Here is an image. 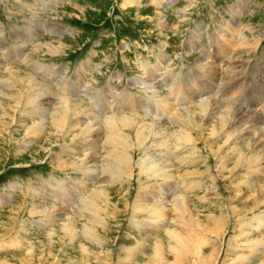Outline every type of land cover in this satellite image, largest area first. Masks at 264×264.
<instances>
[{
	"label": "rangeland",
	"instance_id": "rangeland-1",
	"mask_svg": "<svg viewBox=\"0 0 264 264\" xmlns=\"http://www.w3.org/2000/svg\"><path fill=\"white\" fill-rule=\"evenodd\" d=\"M0 27V264H148L157 243L165 250L160 254L163 264H264V205L239 200L264 185V0H0ZM156 68L150 80L148 73ZM27 75L34 89L26 84ZM149 81L160 89L158 97L144 86ZM200 91L218 100L211 120L176 119L177 109L189 99L196 102ZM41 95L52 100L50 114L56 105L78 104L85 119L98 120L99 147L106 144L107 131L115 135L119 128L128 137L126 151L132 147L129 155L139 150H133L134 131L123 128L120 119L140 118L150 123L149 131L153 124H166L171 145L169 153L161 155L171 165L175 188L165 192L154 172H142V163L141 171L132 167V178L126 177L130 182L102 169L89 181L84 170L72 169L68 157L60 155L62 147L47 143V133H37V144H28L25 132L40 120L30 107ZM27 98L31 102L26 103ZM113 101L116 105L110 106ZM254 101L262 117L255 129L259 140L249 136L242 125L251 123L250 118L240 114L244 103L252 102L253 108ZM170 103L174 108L162 114ZM192 107L186 106L197 105ZM177 123H184L187 142L173 137L175 130H182ZM211 129L218 136L209 138ZM120 131L115 136L123 137ZM74 133L66 138L69 145L71 137L79 135L78 130ZM87 138L79 137L74 147L79 150ZM240 138L244 140L238 144ZM45 145L49 152L42 150ZM147 149L146 143L141 151ZM253 155L258 158L255 170L246 162ZM100 187L107 190L108 200L95 191ZM176 193L189 197L186 209L194 206L197 214L177 216L171 207ZM150 196L162 201L157 214ZM84 198L88 202L81 204ZM66 219L75 222L73 239L63 231ZM173 233L183 237L186 248Z\"/></svg>",
	"mask_w": 264,
	"mask_h": 264
},
{
	"label": "bare ground",
	"instance_id": "bare-ground-1",
	"mask_svg": "<svg viewBox=\"0 0 264 264\" xmlns=\"http://www.w3.org/2000/svg\"><path fill=\"white\" fill-rule=\"evenodd\" d=\"M243 46L244 45H246V44H242ZM241 45V46H242ZM187 46V45H186ZM240 46V45H239ZM242 46V47H243ZM247 46V45H246ZM250 46H252V45H250ZM247 47H249V45L247 46ZM244 49V48H243ZM202 61V60H201ZM93 68V67H92ZM211 69V68H210ZM158 71V68H156L155 70H154V72H149L148 74V77L150 78V80H152V76H154L155 75V72H157ZM237 71V70H236ZM19 72V71H18ZM212 72V71H211ZM14 74H17V72H15ZM27 74V73H26ZM214 74V76H215V72L213 73ZM218 75V74H217ZM26 78H28V80L26 81V79L24 78V80H25V82H26V84H28V86L31 84V87L32 88H29V89H34L35 87H34V85H33V83H34V81H33V79L31 78V75H27V76H25ZM18 78V76H16V79ZM20 78V77H19ZM18 78V79H19ZM33 78H34V76H33ZM10 79V78H9ZM12 79V78H11ZM15 79V78H14ZM35 79V78H34ZM37 80V79H36ZM21 81V80H20ZM147 81V80H146ZM155 81V80H154ZM12 82V81H11ZM22 82V81H21ZM150 82H152V81H149V82H145L144 83V86L147 88V89H154L155 90V95H156V97H158V94H159V90L160 89H157L154 85V83L152 84V83H150ZM13 83V82H12ZM20 83V82H19ZM10 84V83H9ZM216 84V83H215ZM7 85V84H6ZM16 85V84H15ZM35 85H36V83H35ZM19 86V85H18ZM26 86V85H25ZM142 86H143V84H142ZM9 87V86H8ZM20 87V86H19ZM84 90H86V87H84L83 88ZM115 89V88H114ZM19 90V89H18ZM25 90V89H24ZM118 90V89H117ZM37 91V90H36ZM45 91V90H44ZM114 91V90H113ZM123 91V90H122ZM12 92V91H11ZM203 91H200V92H197V93H195V95H198L197 96V98H198V100L196 101V102H194V99H189V101H188V103H186L185 104V106L183 107V109H177V107H175V109H177L180 113H178L177 114V116L175 117L176 119H181L182 118V120H181V122H185L186 123V121H184L186 118H187V120L189 119V118H193L194 116L195 117H197L198 119H201L202 120V118L204 117V116H206V118H207V120L208 121H210L211 120V118H212V115L214 114V111H215V109H216V103L218 102V100L217 99H215V98H209V97H205L206 96V94L205 93H202ZM6 93V92H5ZM13 93V92H12ZM23 93V92H22ZM40 93H41V91H40ZM109 93V92H108ZM118 93H119V90H118ZM125 93V92H124ZM2 94V90H0V95ZM7 95H8V93H6ZM10 94V93H9ZM26 94H27V92H26ZM47 94V93H46ZM5 95V94H4ZM10 95H12V94H10ZM30 95V94H29ZM33 95V94H32ZM42 95H43V92H42ZM42 95H41V98H39L38 96L36 97V101H38V103L36 104V105H31V111H29L31 114H33V115H35L36 116V118H39L40 120L37 122V123H33V124H31L28 128H27V130H26V132H25V134H24V137H26L27 138V141H28V144H30L31 143V141H33V144H37V141H36V134L37 133H39V134H43V135H45V133H47L48 134V137H47V140H48V142L47 143H49V145L51 146V143L52 144H54V142H56L55 144L56 145H58L59 146V148H61L62 149V151L60 150V155H62V156H66V157H68V163L69 164H71L72 165V169H82V170H84V175L86 176V178H88L89 179V181L90 180H93V179H95L97 176H98V174H99V170L100 169H102L104 172H107V170L108 171H110V172H114V173H119V174H121V177H124V178H126V177H128L129 179H130V177L132 178V174H133V170H132V167L133 166H136V167H138L139 168V170L141 171V163L144 165V168H143V173H147V172H149V171H151V172H154L156 175H157V180L159 181V182H157V183H159V185L161 186V187H163V190L165 191V192H169L170 190H172V188L174 187V183L173 182H175L174 181V179H173V174H172V168H171V165L166 161L168 158H166V159H163V157H166V155H164L163 157H162V155L161 154H167V153H169V146L171 145V143H170V141L168 140V135L166 134V124H161V123H157V124H153V125H151L150 127H151V130L149 131L148 130V128H149V125H150V123H149V125L145 122V121H143V120H141L140 118H130L129 120H121L120 119V125L124 128H126L127 130H128V132L129 131H134V135L133 136H130V137H132L133 139H134V142H135V146H134V152L138 149L139 150V154L137 153V152H135L134 153V155H133V151H132V153H131V155H129V151L131 150V148L132 147H129V149H128V152L126 151V149L128 148V146H129V142H127V140H128V137H126L125 135L123 136L122 134H124L123 132H121L120 130H119V128H118V131H120V134L123 136V137H120L119 135H117V136H115L117 133H118V131H117V133L114 135V134H112V131L111 130H109V131H107V132H109V134L107 135V142H106V144L104 145V146H102V147H99V141H100V139H101V137H100V129H99V124H100V122H98V120H96V121H89L88 119H85V113H84V109L83 110H79L80 109V107H79V105L78 104H75V105H73L72 107H68V105H60V107L58 106L57 107V105L55 106V107H53V112L50 114V112H48V109L49 108H51L52 107V100H50L49 98H42ZM153 95V94H152ZM18 97H19V95H17ZM17 96H14V95H12V97H17ZM31 96V95H30ZM44 96V95H43ZM46 96V95H45ZM11 97V98H12ZM26 97V96H25ZM121 97V96H120ZM123 97H124V95H123ZM5 98V97H4ZM29 98V97H28ZM27 98V100H26V103H28V102H31L30 101V99H28ZM1 99V98H0ZM21 99V98H20ZM32 99L33 100H35V98L32 96ZM153 99V98H152ZM5 99H2V101H4ZM29 100V101H28ZM113 100V99H112ZM132 100V98H128V102L130 103V101ZM174 100V99H173ZM264 100V99H263ZM263 100L259 103V104H262L263 103ZM16 101H18V99L16 100ZM23 101V100H22ZM81 101V100H80ZM139 101V100H138ZM7 102V101H6ZM114 102V101H113ZM108 103L110 106L111 105H116V103L114 102V103ZM142 102V101H141ZM257 101H254V103H253V105H255V107L253 106V108H251L252 106L250 105L252 102H247L246 104L244 103H241V104H243V106L246 108L245 110L243 109V107H241L242 108V110H241V116L242 117H247V119H249L250 118V122L251 123H244L242 126L244 127V128H247L246 130H250V134H249V136H253V138H254V136H256L257 137V140H259V136L260 135H258V134H260V133H258V134H255V132L257 131V129H258V126L261 124V122H262V117H261V115L260 114H258L259 113V111L257 112L256 110L259 108L258 106H259V104H257L256 103ZM4 103V102H3ZM14 103V102H13ZM17 103V102H16ZM133 103V102H132ZM158 103V102H157ZM249 103V104H248ZM69 104V103H68ZM1 105V104H0ZM15 105V104H14ZM173 104H171L170 103V105H169V107H167V108H163V109H161L162 111H161V113L163 114L164 112H166L167 110H169L170 112H171V108H174L173 106H172ZM187 105H190V108H193L192 106L193 105H197V107H195V109H187L186 108V106ZM97 106H99V105H97ZM129 106H130V110L132 109L133 110V107H132V105H130L129 104ZM140 106H141V104L140 105H138V108H140ZM149 106V105H148ZM180 106V105H179ZM83 108V107H82ZM115 108H116V106H115ZM10 109V108H9ZM12 109V108H11ZM14 109H16V108H14ZM13 109V110H14ZM95 109H96V107H95ZM156 109V108H155ZM104 110V109H103ZM117 110V109H116ZM240 110V109H239ZM8 111V110H7ZM22 111V110H21ZM101 111V110H100ZM111 111V110H110ZM148 111L151 113V114H153L155 117H157V112L156 111H153V110H151L150 109V107H148ZM233 111H235V110H233ZM25 112V111H24ZM99 112V111H98ZM132 112V111H131ZM136 112V111H135ZM168 112V111H167ZM218 112H219V110H218ZM227 112H229V111H227ZM20 113V112H19ZM235 113V112H234ZM101 114H103V112H99V115H101ZM140 114V113H139ZM157 114V115H156ZM220 114H222V113H220ZM8 115V114H7ZM97 115V114H96ZM141 115H142V113H141ZM149 115V114H148ZM89 116V115H88ZM140 116V115H139ZM225 116H227V115H225ZM234 116V115H233ZM232 116V117H233ZM240 116V115H239ZM28 117V116H27ZM83 117V118H82ZM113 117V116H112ZM111 117V118H112ZM119 117H120V115H119ZM135 117H137V116H135ZM215 117H217V116H215ZM222 117V116H221ZM229 117H230V114H229ZM18 118H19V116H18ZM110 118V119H111ZM114 118V117H113ZM117 119H118V117H116ZM219 118V117H218ZM224 118V117H223ZM27 119V118H26ZM81 119H83V121L84 122H82V120ZM116 119V120H117ZM227 119V118H226ZM115 120V119H114ZM213 120V119H212ZM219 120V123H217V124H219V125H222L223 124V121L222 120H220V119H218ZM177 121V120H176ZM91 122H95V123H91ZM103 122V121H102ZM165 122V121H164ZM171 122H173V121H171ZM180 122V123H181ZM27 123V122H26ZM112 123H113V121H112ZM119 123V122H118ZM152 123V122H151ZM174 123V122H173ZM191 123V122H190ZM190 123H189V125H190ZM184 124V123H183ZM183 124H178L177 123V125L178 126H180L181 128L184 126ZM195 124V123H194ZM247 124H250V126H248ZM11 126V125H10ZM19 126V125H18ZM109 126H110V124H109ZM116 126V125H115ZM188 126V125H187ZM237 126V125H236ZM238 126H240V125H238ZM1 127H2V129L4 130V127H5V123H3L2 122V124H1ZM193 127V126H192ZM222 127H224V125H222ZM221 127V128H222ZM48 128H50V130L48 129ZM180 128V129H181ZM213 128V127H212ZM108 129V128H107ZM208 129V128H207ZM210 129V128H209ZM216 129V128H215ZM227 129V128H226ZM225 129V130H226ZM234 129V128H233ZM236 129V128H235ZM242 129V128H241ZM255 129H256V131H255ZM261 129V128H260ZM3 130H1V131H3ZM76 130H78V134L79 135H75V136H72L71 137V139H70V145H69V143H68V141L66 140V138L69 136V135H72V133H74ZM237 130L238 129H236V131L235 132H237ZM259 130V129H258ZM166 131V132H165ZM185 130H184V128H182V130L180 131V133H179V131H177V130H175L174 131V133L175 134H173V137H174V135H176V140L177 139H182V140H184L185 142H187L186 141V139H188V136H187V134H184L185 132H184ZM187 131V130H186ZM204 131V130H203ZM215 131V130H214ZM212 129H211V132L212 133H210V135H208L209 136V138L211 137V138H213V137H215V136H218V134H215V132H214ZM222 131V130H221ZM239 131V133H242V132H240L241 130H238ZM243 131V130H242ZM262 131V130H261ZM89 132V134H87ZM110 132H111V134H110ZM196 132V131H195ZM210 132V131H209ZM234 132V131H233ZM244 132V131H243ZM247 132V131H246ZM127 133V132H126ZM183 133V134H182ZM74 134H76V133H74ZM200 134V133H199ZM223 134V133H222ZM230 134L231 133H229V136H230ZM246 134V133H245ZM262 134H263V132H262ZM86 135H89V140H86V141H84V143H83V146H79V150H78V147H74V143L77 141V140H79V137H80V140L82 139V138H87V137H85ZM201 135V134H200ZM219 135H220V133H219ZM233 135V134H232ZM242 135V134H241ZM82 136V137H81ZM182 136H185V137H182ZM45 137V136H44ZM197 137H199V136H197ZM227 137H228V134H227ZM231 137V136H230ZM229 137V138H230ZM242 137V136H241ZM245 137V136H244ZM9 138V137H8ZM10 138L12 139V141H13V139H14V137H12V136H10ZM87 138V139H88ZM126 138V139H125ZM196 138V137H195ZM228 138V139H229ZM232 138V137H231ZM230 138V139H231ZM262 138V137H261ZM181 139H180V142H181ZM201 139H203V138H201ZM220 139V138H219ZM242 139L243 138H240L239 140H238V144H241L242 143ZM82 140H84V139H82ZM190 140V139H189ZM194 140V139H193ZM236 140V139H235ZM244 140V139H243ZM16 141V140H15ZM23 141V140H22ZM196 141V140H195ZM214 141V140H213ZM223 141V140H222ZM226 141V140H225ZM229 141V140H228ZM21 142V141H20ZM24 142V141H23ZM25 142H26V140H25ZM177 142V141H176ZM197 142V141H196ZM214 142H216V141H214ZM262 142V141H261ZM146 143L147 144H149V149H147V150H144V151H141V149H143V148H146ZM183 143V142H182ZM217 143V142H216ZM225 143H227V142H225ZM229 143V142H228ZM264 143V142H263ZM32 144V143H31ZM33 144L31 145V146H33ZM41 144V143H40ZM82 144V143H81ZM173 144V143H172ZM177 144V143H176ZM181 144V143H180ZM237 144V145H238ZM246 143H244V145H245ZM20 145V144H19ZM18 145V146H19ZM213 145V144H212ZM211 144H210V146H212ZM228 145V144H227ZM234 145V144H233ZM233 145H232V147H233ZM236 145V146H237ZM243 145V144H242ZM55 146V145H54ZM69 146V148L65 151V149L64 148H67ZM235 145H234V148L236 147ZM20 147V146H19ZM25 147V146H24ZM176 147H178L177 145H176ZM94 148H96V150H95V152H91L90 154H89V156H85V157H82V158H76V157H74V154L76 155V154H78L79 152H86L87 150H89V149H94ZM194 148V147H193ZM239 148V147H238ZM244 148V147H243ZM74 149V150H73ZM171 149V148H170ZM174 149V148H173ZM178 149H179V147H178ZM225 149V148H224ZM229 149V148H228ZM246 149H248L247 148V146H246ZM245 149V150H246ZM20 150L22 151V149H21V147H20ZM42 150L44 151V152H49L50 151V149H48V145H45L43 148H42ZM69 150V152L71 151V150H73L72 151V153L70 154L69 152V154L67 153V151ZM194 150V149H193ZM222 150V149H221ZM244 150V149H243ZM259 150V149H258ZM257 150V151H258ZM262 150V149H261ZM260 150V151H261ZM165 151H167V152H165ZM215 151V150H214ZM235 151V150H234ZM234 151H233V148L231 149V154H233L234 153ZM236 151H238L237 149H236ZM160 152V153H159ZM210 152H213V151H210ZM217 152H218V150H217ZM219 152H220V150H219ZM223 152V151H222ZM240 152V151H239ZM244 152V151H243ZM254 152H256V150L254 151ZM160 155H159V154ZM225 153V152H224ZM228 153V152H227ZM87 154V153H86ZM138 154V156H139V159L137 160V161H134V156L135 155H137ZM242 153H240V155H241ZM260 154H262V153H260ZM214 155V154H213ZM219 155H221V153L219 154ZM243 155H244V153H243ZM169 156V155H168ZM167 156V157H168ZM218 156V155H217ZM246 156V155H245ZM248 156V155H247ZM263 156V155H262ZM137 157V156H136ZM141 157H142V162H141ZM237 157V156H236ZM241 157V156H240ZM223 158V157H222ZM226 158V157H225ZM260 158H262V157H260ZM62 159V158H61ZM199 159V158H198ZM215 159H216V157H215ZM220 159V158H219ZM228 159V158H227ZM257 157H255V155H253V159H251V161H247L246 160V162H249L248 163V166H249V168H251V169H254L256 166H257V163H258V161H257ZM202 160H203V158H202ZM222 160V159H221ZM234 160V159H233ZM236 160V159H235ZM62 161V160H61ZM63 161L65 162V160L63 159ZM217 161H219V160H217ZM229 161H231V160H229ZM243 161V160H242ZM257 161V162H256ZM137 164H136V163ZM199 162V161H198ZM205 162V161H204ZM214 162H216V161H214ZM244 162V161H243ZM234 163V162H233ZM63 164V163H62ZM64 164H66V163H64ZM121 164V165H120ZM122 164H123V166H122ZM207 164V163H206ZM242 164V163H241ZM219 165H220V163H219ZM218 165V166H219ZM223 165V164H222ZM262 165V164H261ZM232 166V165H231ZM131 167V169H129ZM64 168H66V167H64ZM197 168V167H196ZM231 168V167H230ZM261 168V167H260ZM259 168V166L257 167V170L258 169H260ZM262 168H263V166H262ZM261 168V169H262ZM225 169H227V168H225ZM250 169V170H251ZM215 170H217V169H215ZM249 170V169H248ZM255 170V169H254ZM256 170V171H257ZM138 171V170H137ZM252 171V170H251ZM192 172V171H191ZM190 172V173H191ZM261 172V171H260ZM263 172V171H262ZM82 173V172H81ZM181 173H183V172H181ZM180 173V174H181ZM189 173V172H188ZM193 173V172H192ZM255 173V172H254ZM264 173V172H263ZM97 174V176L95 177V178H92L94 175H96ZM236 174V173H235ZM247 174H249V173H247ZM123 175V176H122ZM220 175H221V173H220ZM100 176V175H99ZM114 176V175H113ZM112 176V177H113ZM119 176V175H118ZM189 176V175H188ZM218 176V175H217ZM227 176H229L228 174H227ZM227 176H225V177H227ZM242 176H244V175H242ZM252 176H253V174H252ZM255 176V175H254ZM257 176H258V174H257ZM262 176H263V174H262ZM111 177V176H110ZM111 177V178H112ZM186 177V176H185ZM224 177V176H223ZM224 177V178H225ZM259 177V176H258ZM230 178V177H229ZM115 179V178H114ZM122 179V178H121ZM127 179V178H126ZM124 180L123 181V183H126V182H130L131 180H129V179H127V180ZM192 179V178H191ZM188 180H190V179H188ZM239 180V179H238ZM241 180V179H240ZM192 181V180H191ZM250 181V180H249ZM193 182H194V178H193ZM195 182H197V181H195ZM156 183V184H157ZM193 184H195V183H193ZM199 184V183H198ZM201 184V183H200ZM252 184V183H251ZM126 184H124V186H125ZM202 185V184H201ZM209 185V184H208ZM253 185V184H252ZM100 186V185H99ZM104 186V185H103ZM143 186V185H142ZM146 186V185H145ZM156 186V185H155ZM194 186V185H193ZM246 186V185H245ZM204 187V186H203ZM175 188V187H174ZM205 188V187H204ZM207 188V187H206ZM237 188V187H236ZM247 188V187H246ZM249 188V187H248ZM258 189L255 191V192H251L250 193V191H248V194L247 195H245V199H243V197H239L238 195H237V197H239V200L240 201H242V200H244L243 202L245 203H252V204H254L256 207H257V205H259V204H263L264 205V185H260V186H258L257 187ZM105 189V187H100V188H97L95 191L98 193V195L99 196H101L102 198H104V200H105V198L107 199V195H108V193H104V191H107V190H104ZM148 189H150V188H148ZM232 189V188H231ZM158 191H159V189H158ZM238 193V192H237ZM177 194V193H176ZM175 194V195H176ZM240 194V193H239ZM95 195H97V194H95ZM160 195H161V193H160ZM168 195V194H167ZM171 195V194H170ZM174 195V194H173ZM178 195V194H177ZM109 196V195H108ZM156 196V195H155ZM169 196V195H168ZM187 196H189V195H187ZM175 197V196H174ZM82 198V197H81ZM89 198V197H88ZM150 198H151V205H152V208L151 209H153V213H155V214H157V212L158 211H160V206H161V203H162V201H160L161 203H158L157 201L155 202L154 200H156L153 196H150ZM158 198V197H157ZM173 198V197H172ZM92 199V198H91ZM161 199V198H160ZM189 199V197L187 198L185 195H182V194H180L179 193V195L178 196H176L174 199H172V203H173V206L171 205V207H174V209L173 210H175V213H176V215L178 216V215H180V218H181V216L183 217V215L184 214H193L194 212H195V208H194V206H193V209L191 210V209H189L188 208V210L186 209L188 206H187V200ZM206 199V198H205ZM99 200H101V199H99ZM108 200V199H107ZM202 200V199H201ZM92 201H94V200H92ZM137 201V200H136ZM191 201V200H190ZM88 201L84 198L83 200L81 199V204H86ZM165 202H166V199H165ZM169 202V201H168ZM192 202V201H191ZM190 202V203H191ZM109 203V202H108ZM138 203V202H137ZM80 204V205H81ZM92 205V204H91ZM90 205V206H91ZM142 206V205H141ZM140 206V207H141ZM146 206V205H145ZM149 206V205H148ZM192 206V205H191ZM87 208H88V206H86ZM95 207V206H94ZM101 207V206H100ZM144 207V206H143ZM142 207V208H143ZM162 207V206H161ZM56 208V207H55ZM93 208V207H92ZM80 209H82V208H80ZM95 209H97L96 207H95ZM163 209H165V207L163 208ZM166 209H168L167 207H166ZM65 210V209H64ZM82 210H85V209H82ZM149 210V209H148ZM172 210V209H171ZM59 211V210H58ZM163 211V210H162ZM166 211H168V210H166ZM170 211V210H169ZM39 212V211H38ZM44 213V212H43ZM45 213H47V212H45ZM150 213V212H149ZM164 213V212H163ZM169 213V212H168ZM174 213V212H173ZM172 213V215H174ZM196 213V212H195ZM199 213V212H198ZM41 214H42V212H41ZM159 214V213H158ZM165 214V213H164ZM197 214V213H196ZM30 215V214H29ZM91 215V214H90ZM111 215V214H110ZM150 215V214H149ZM151 215H152V213H151ZM150 215V216H151ZM193 215H195V214H193ZM202 215V214H201ZM63 216V215H62ZM61 216V217H62ZM65 216V215H64ZM58 217V216H57ZM60 217V216H59ZM60 217V218H61ZM159 217V216H158ZM219 217V216H218ZM45 218V217H44ZM55 218V217H54ZM62 218H64V217H62ZM174 218H176V217H174ZM209 218V217H208ZM259 218V217H258ZM156 219H158V218H156ZM165 219V218H164ZM179 219V218H178ZM192 219V218H191ZM59 220V219H58ZM160 220V219H159ZM158 220V221H159ZM163 220V219H162ZM180 220V219H179ZM193 220V219H192ZM197 220V219H196ZM219 220V219H218ZM260 220V219H259ZM45 221V220H44ZM52 221V220H51ZM65 221V220H64ZM72 221V219L70 220V219H66V221L65 222H63V225H62V227H63V231L64 232H67V234H69L68 235V238H71V239H73L72 237H73V233L72 232H75V229H74V227H73V225H74V223H72L71 222ZM88 221H89V219H88ZM264 221V220H263ZM262 221V222H263ZM53 222V221H52ZM90 222V221H89ZM155 222H157V221H155ZM165 222V221H164ZM184 222V221H183ZM189 222H191L190 221V219H189ZM194 222V221H193ZM54 223V222H53ZM140 223V222H139ZM157 223H159V222H157ZM255 223V222H254ZM181 224V223H180ZM185 224V223H184ZM183 224V225H184ZM195 224H196V221H195ZM194 224V225H195ZM201 224V223H200ZM252 224V223H251ZM257 224V223H256ZM86 225V224H85ZM188 225V224H187ZM191 225V224H190ZM189 225V226H190ZM199 225V224H198ZM241 225V224H240ZM253 225V224H252ZM161 226V225H160ZM168 226V225H167ZM178 226H180V225H178ZM182 226V225H181ZM76 227V226H75ZM87 227V226H86ZM164 227V226H163ZM196 227V226H195ZM257 227V226H256ZM85 228V227H84ZM191 228V227H190ZM246 228V227H245ZM252 228H255V227H252ZM88 229V228H87ZM146 229H148V228H146ZM171 229V228H170ZM180 229V228H179ZM184 229H186V227L184 228ZM257 229H258V227H257ZM86 230V229H85ZM84 230V231H85ZM89 230V229H88ZM169 230V229H168ZM173 230H175V227H174V229ZM260 230V229H259ZM155 231V230H154ZM170 231V230H169ZM178 231V230H177ZM241 231V230H240ZM243 231V230H242ZM264 231V230H263ZM53 232H55V231H53ZM52 231H51V233H50V235H56L57 236V234H55V233H53ZM89 232V231H88ZM250 232V231H249ZM92 233V232H91ZM172 233V232H171ZM89 234H90V232H89ZM170 234V233H169ZM169 234H167V236L169 235ZM173 234H175V233H173ZM184 234H185V232H184ZM249 233H247V235H248ZM251 234V233H250ZM176 235V234H175ZM173 236V238L178 242V245L180 244V245H182V247L184 246L185 247V245H184V243H183V237L181 238V235H179V236ZM75 236V235H74ZM94 236V235H93ZM170 236V235H169ZM95 237V236H94ZM154 237V236H153ZM184 237H187V236H184ZM193 237V236H192ZM244 237V236H243ZM92 238V237H91ZM151 238V237H150ZM170 238V237H169ZM189 238V237H188ZM258 238V237H257ZM261 238V237H260ZM157 239H158V237H157ZM173 239V240H174ZM181 239V240H180ZM170 240V239H169ZM174 240V241H175ZM179 240V241H178ZM186 240V239H185ZM184 240V241H185ZM250 240V239H249ZM261 240V239H260ZM157 241V240H156ZM159 241V240H158ZM160 241H163V240H160ZM171 241V240H170ZM254 242V241H253ZM147 243V242H146ZM154 243V242H153ZM193 243V242H192ZM260 242L258 241V244H259ZM263 243H264V240H263ZM170 244V243H169ZM196 244V243H195ZM155 245V244H154ZM170 247V246H169ZM180 247V246H179ZM181 247V248H182ZM192 247H193V245H192ZM195 247H198V246H195ZM248 247V246H247ZM251 247V246H250ZM85 248V247H84ZM186 248V247H185ZM155 249V254H154V257L152 258V259H148V261H147V263L148 264H163V261H162V259H163V257H161V255L160 254H162L165 250H164V248H163V245H162V243H157L156 244V247L154 248ZM183 249V248H182ZM198 249V248H197ZM240 249V248H239ZM257 249V248H256ZM178 250H179V248H178ZM181 250V249H180ZM184 250V249H183ZM190 250H192V248H190ZM196 250V249H195ZM199 250V249H198ZM86 251V250H85ZM186 251V250H185ZM193 251V250H192ZM189 253V252H188ZM192 253V252H191ZM196 253H197V250H196ZM199 253V252H198ZM253 253V252H252ZM173 254H175V251L173 252ZM151 257H152V255H151ZM199 257V256H198ZM242 257V256H241ZM244 258V257H243ZM156 259H158V260H156ZM238 259V258H237ZM242 259V258H241ZM156 260V261H155ZM239 260H240V257H239ZM238 260V261H239ZM245 260V259H244ZM249 260V259H248ZM165 261H166V259H165ZM237 262V261H236ZM145 263V262H144ZM241 263V262H240Z\"/></svg>",
	"mask_w": 264,
	"mask_h": 264
}]
</instances>
